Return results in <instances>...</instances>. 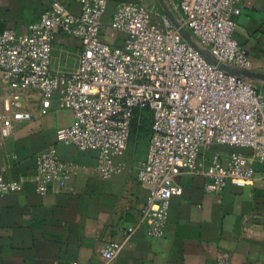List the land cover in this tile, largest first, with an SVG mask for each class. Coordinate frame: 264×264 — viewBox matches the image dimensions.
I'll use <instances>...</instances> for the list:
<instances>
[{
  "label": "built area",
  "instance_id": "built-area-1",
  "mask_svg": "<svg viewBox=\"0 0 264 264\" xmlns=\"http://www.w3.org/2000/svg\"><path fill=\"white\" fill-rule=\"evenodd\" d=\"M81 4L73 14L53 0L22 35L0 33V84L10 88L1 133L9 135L15 121L30 117L21 104L25 90L38 91L45 108L57 96L73 122L56 130V141L96 151L97 170L108 179L121 170L117 159L126 151L135 111L147 109L151 126L137 179L147 192L140 222L152 236L164 235L170 200L181 193L179 175L203 173L217 189L252 185L255 166L264 167V79L247 74L255 70L235 36L239 0H179L176 21L164 16L160 22L147 0L119 2L109 18L107 0ZM58 31L81 42L72 71L52 67ZM36 166L43 193L54 182L64 186L68 165L55 146L37 154ZM23 183L0 176V198ZM120 248L106 241L101 253L111 259Z\"/></svg>",
  "mask_w": 264,
  "mask_h": 264
},
{
  "label": "crops",
  "instance_id": "crops-1",
  "mask_svg": "<svg viewBox=\"0 0 264 264\" xmlns=\"http://www.w3.org/2000/svg\"><path fill=\"white\" fill-rule=\"evenodd\" d=\"M52 1L0 0V33L11 29L22 35ZM58 1L73 14L81 10V0ZM124 1L145 0H107L105 18ZM147 1L153 21L177 16L179 0ZM239 6L235 36L254 70L264 73V0H239ZM80 47L78 38L58 31L52 67L74 70ZM9 94V86L0 84V113ZM21 104L30 117L15 121L7 136L0 127V176L24 181L22 190L0 198V264H264V167L255 166L252 185L222 189L203 173L179 175L182 189L170 200L164 235L152 236L140 222L147 192L137 179L147 142L137 157L129 142L117 159L120 172L103 179L96 151L56 141V130L73 122L57 96L45 108L38 91L25 90ZM50 146L56 147L69 174L63 187L54 182L43 193L34 180L36 156ZM110 240L121 248L107 259L101 250Z\"/></svg>",
  "mask_w": 264,
  "mask_h": 264
},
{
  "label": "rangeland",
  "instance_id": "rangeland-1",
  "mask_svg": "<svg viewBox=\"0 0 264 264\" xmlns=\"http://www.w3.org/2000/svg\"><path fill=\"white\" fill-rule=\"evenodd\" d=\"M151 126V118L147 111L144 110H138L135 114V118L132 123V129L130 133V137L128 140L129 142H132L134 144V148L132 150V156L137 157L138 155L141 156V148L144 142H147L146 137H140V131L144 128H148ZM128 146V144H127ZM128 148V147H127ZM214 151H223L225 153L232 151V150H243L246 151V149L238 148L235 146H216L213 148Z\"/></svg>",
  "mask_w": 264,
  "mask_h": 264
},
{
  "label": "water",
  "instance_id": "water-1",
  "mask_svg": "<svg viewBox=\"0 0 264 264\" xmlns=\"http://www.w3.org/2000/svg\"><path fill=\"white\" fill-rule=\"evenodd\" d=\"M171 19H173L174 21H176L173 17ZM184 33L187 35V32L186 31H184ZM247 74L249 76L255 78V79H264V73H262V72L259 73V72H256V71H252V72H248Z\"/></svg>",
  "mask_w": 264,
  "mask_h": 264
},
{
  "label": "trees",
  "instance_id": "trees-1",
  "mask_svg": "<svg viewBox=\"0 0 264 264\" xmlns=\"http://www.w3.org/2000/svg\"><path fill=\"white\" fill-rule=\"evenodd\" d=\"M138 110H144V111H147L148 112V110L147 109H144V108H142V109H137L136 111H135V114H136V112H138ZM149 113V112H148ZM150 115V114H149ZM151 118V117H150ZM133 123V122H132ZM131 129H132V126H131ZM149 131H150V127H149V129L148 128H146V129H142L141 131H140V137H146V140H147V136H148V134H149Z\"/></svg>",
  "mask_w": 264,
  "mask_h": 264
}]
</instances>
